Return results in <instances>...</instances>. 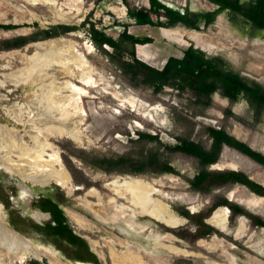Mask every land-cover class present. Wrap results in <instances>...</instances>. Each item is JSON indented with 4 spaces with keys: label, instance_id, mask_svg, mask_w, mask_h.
Wrapping results in <instances>:
<instances>
[{
    "label": "rangeland",
    "instance_id": "1",
    "mask_svg": "<svg viewBox=\"0 0 264 264\" xmlns=\"http://www.w3.org/2000/svg\"><path fill=\"white\" fill-rule=\"evenodd\" d=\"M160 1L180 11L217 9L208 0L211 6L200 0ZM127 5L151 8L150 0H0V25L15 26L0 28V221L32 249V254L16 264H54L51 256L60 264H94L75 259L77 255L94 259L91 252L101 264H112L111 250L133 254L145 264H264V227L255 222L264 221V198L253 197L256 194L241 184L194 189L191 183L203 168L200 160L170 149L187 140L209 150L208 129L215 127L264 154V113L258 117L244 98L232 103L219 92L209 105L190 89L167 86L157 92L141 79L126 76L108 53L94 46L89 29L94 24L114 38L125 29L138 37H150L153 41L137 45L136 53L159 70L168 58H182L193 46L208 57L223 59L231 71L263 87L264 44L255 43L264 41V31L231 19L228 11L218 16L223 30L217 26L218 17L200 29L183 24L138 25L130 18ZM152 18L155 24L166 21L156 14ZM56 26L71 29L35 39L40 31ZM19 38L26 44L6 48L8 41ZM59 38L61 43L49 44ZM104 49L112 52L108 45ZM67 70L74 77L55 75ZM67 81L85 91L84 95L59 93V83ZM139 132L158 137L161 145L157 140L137 141ZM145 152H159L175 172L162 173L159 168L138 174L108 172L90 164L99 163L102 157L137 158ZM52 155L69 173L71 192L55 182L40 185L31 181L32 172L49 168ZM208 169L242 171L264 186V166L227 145ZM76 186L82 189L75 190ZM90 189L101 193V212L82 201ZM47 198L60 204L75 234L86 240L91 252L49 234L45 225L51 216L41 207ZM158 201L168 204L184 222L171 227L144 212V206L152 208ZM225 202L247 214L229 210L227 221L216 227L208 219ZM36 212L47 217L39 216L38 221L45 220L38 222L33 217ZM72 214L86 221L84 226ZM171 245L186 253L172 252Z\"/></svg>",
    "mask_w": 264,
    "mask_h": 264
},
{
    "label": "trees",
    "instance_id": "2",
    "mask_svg": "<svg viewBox=\"0 0 264 264\" xmlns=\"http://www.w3.org/2000/svg\"><path fill=\"white\" fill-rule=\"evenodd\" d=\"M217 6L215 11H198L190 10L180 11L172 7H168L160 0H150V9H136L130 5L128 14L134 19L138 25H159V26H176L183 24L191 29H200L203 24L205 27L213 24L217 17L228 11L231 19H240L249 23L256 30L264 31V0H208ZM156 14L158 18L164 16L166 21H159L157 24L153 21L152 15ZM12 25H0V28H14ZM61 29V31L59 30ZM71 27L56 26L55 28L40 31L38 39H48L58 36ZM90 37L94 46L105 53H108L113 62L117 63L122 72L131 79H141V82L154 88L160 92L163 88L175 87L179 90L190 89L198 99L206 100L205 104L209 105L213 95L216 92L229 99L232 103L238 102L244 98L254 114L261 117L264 113V87L257 81L246 79L245 77L231 71L223 59L218 57H208L205 52L193 46L184 51L182 58L170 57L166 65L162 69H156L148 65L145 61L138 58L136 46L152 42L150 37H138L125 29L117 38L109 36L103 30L98 29L92 24L89 29ZM24 38L16 39L9 42L7 49L22 46L26 44ZM104 45H108L112 52L104 49ZM208 133L212 139V147L207 150L199 143L183 140L178 145L170 148L171 151H180L188 155L194 156L200 160L202 169L198 172L192 181V187L197 190H203L204 186L208 188L214 186H222L226 184H241L249 188L256 195L264 198V186L253 181L246 173L242 171H213L208 167L215 164L220 157L222 148L227 145L234 148L238 152L250 157L252 160L264 166V154L254 150L248 144L230 135L223 129L210 127ZM161 145L158 137L150 133H138L137 141H154ZM99 163L91 161L94 167L101 168L105 171L127 172L138 174L147 172L153 168H159L162 173H174L175 169L168 161L162 159L159 152H145L140 157H132L130 155H121L118 157H102ZM106 166V167H104ZM121 167V169H119ZM42 209L51 214V220L47 224L49 234L53 237L68 240L71 244L84 247L88 252L90 247L85 239L79 237L73 232L67 221L64 210L59 203L52 199H46L41 206ZM221 207H226L232 212L239 215H246L244 209L238 205L228 202L222 203ZM188 217V214L182 213ZM256 224L264 227V221L256 219ZM202 223V221H201ZM94 259L76 256V260L84 263L90 261L94 264H101L100 260L92 252L90 253ZM31 264H39L33 261Z\"/></svg>",
    "mask_w": 264,
    "mask_h": 264
},
{
    "label": "bare ground",
    "instance_id": "3",
    "mask_svg": "<svg viewBox=\"0 0 264 264\" xmlns=\"http://www.w3.org/2000/svg\"><path fill=\"white\" fill-rule=\"evenodd\" d=\"M202 2H205L207 5L211 6V3H209L206 0H200ZM217 26L219 29L223 30V20L222 18L218 17L217 20ZM222 33V32H221ZM224 35V34H223ZM62 40L54 39L49 42V44H59ZM256 45H262L264 44L263 40H256ZM41 44H37L36 46L39 47ZM264 53V52H262ZM58 77L63 75H70V77H74V74L70 71H58L55 72ZM52 75V74H51ZM78 81H85L83 79H76ZM59 93H63L65 91L75 93V94H81L84 95L85 91H82L81 89L77 88L74 84L71 82H62L59 83V86L57 87ZM83 97V96H82ZM64 121V120H63ZM61 131V130H60ZM50 149V147L45 148V150ZM43 155V154H42ZM55 157V156H54ZM53 155L49 159V165H47L49 168L44 169V171H41L40 173H34L30 175V179L34 184H40V185H49L52 182H55L60 185L63 188H66L68 192H71L70 184H71V177L67 170L63 167L62 164H60L59 161L55 160ZM58 159V158H57ZM28 178V176H26ZM131 181V180H130ZM136 182V181H135ZM135 182L129 183L130 185H135ZM140 183V182H138ZM130 185L128 186V190H131L134 192L133 187L130 189ZM126 186V185H125ZM114 193L120 197L124 196V193L119 191L118 189H113ZM253 197L257 199H263L261 197H258L256 195H252ZM87 197L96 199V202L88 201ZM137 197V196H135ZM83 202L88 204L91 208L96 210L97 212H101L103 205V200L101 193H99L95 189L88 190L82 199ZM111 202H115L114 200H111ZM104 210V209H103ZM229 209L226 207H219L212 216L208 219V222L219 226L224 224L227 221ZM144 212L149 215H153L163 223H165L168 226L171 227H177L180 224L184 222L183 218L178 217L170 208L168 204L161 203V202H155L152 205V208H147L144 206ZM35 219L39 218V216H43V218L47 217V215H42L40 213H35ZM72 218H74L76 221H78L81 225L84 226L86 221H84L80 216L76 214H72ZM38 221V220H37ZM86 226V225H85ZM170 238H174L172 236H168ZM176 239V238H174ZM177 240V239H176ZM93 245L95 242H91ZM168 248L176 253V254H185L186 251L180 248H177L175 246H168ZM31 246L29 245L26 240H23L21 236L10 229L3 221H0V264H16L18 262L22 263L25 260V257H27V254H32ZM111 258H112V264H145L139 259L137 256H134L133 254L126 253L121 254L116 252L115 250H111ZM54 264H60L57 262L54 257H50Z\"/></svg>",
    "mask_w": 264,
    "mask_h": 264
},
{
    "label": "flooded vegetation",
    "instance_id": "4",
    "mask_svg": "<svg viewBox=\"0 0 264 264\" xmlns=\"http://www.w3.org/2000/svg\"><path fill=\"white\" fill-rule=\"evenodd\" d=\"M47 199H51V198H47ZM53 200V199H52ZM54 201V200H53ZM59 206H60V204H59ZM61 207V206H60ZM36 213H40V214H42V215H46V214H44L43 212H36ZM47 213H49V212H47ZM50 214V213H49ZM69 215V214H68ZM50 216H51V214H50ZM212 216V215H211ZM33 217H34V214H33ZM35 219V218H34ZM36 220V219H35ZM42 220H45V219H42ZM42 220H40V221H42ZM37 221V220H36ZM40 221H38V222H40ZM48 224V223H47ZM47 224L45 225V227L47 228ZM213 225V224H212ZM214 226H216V225H214ZM70 227H71V225H70ZM217 227V226H216ZM72 228V227H71ZM225 228V227H224ZM73 229V228H72ZM73 232H74V230H73ZM75 233V232H74Z\"/></svg>",
    "mask_w": 264,
    "mask_h": 264
},
{
    "label": "water",
    "instance_id": "5",
    "mask_svg": "<svg viewBox=\"0 0 264 264\" xmlns=\"http://www.w3.org/2000/svg\"><path fill=\"white\" fill-rule=\"evenodd\" d=\"M80 189H82V187H80V186H76V189L75 190H80ZM15 231V230H14ZM91 264V263H90Z\"/></svg>",
    "mask_w": 264,
    "mask_h": 264
},
{
    "label": "crops",
    "instance_id": "6",
    "mask_svg": "<svg viewBox=\"0 0 264 264\" xmlns=\"http://www.w3.org/2000/svg\"><path fill=\"white\" fill-rule=\"evenodd\" d=\"M248 208L252 209L249 205H248ZM253 210V209H252Z\"/></svg>",
    "mask_w": 264,
    "mask_h": 264
}]
</instances>
